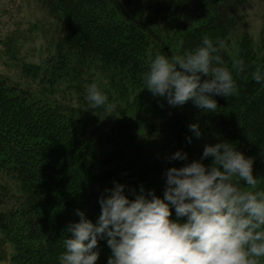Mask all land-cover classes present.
I'll return each mask as SVG.
<instances>
[{"label":"trees","instance_id":"16d2710c","mask_svg":"<svg viewBox=\"0 0 264 264\" xmlns=\"http://www.w3.org/2000/svg\"><path fill=\"white\" fill-rule=\"evenodd\" d=\"M252 1L41 0L57 24L55 43H48L54 52L46 80H69L85 99L98 79L108 104H122V116L107 112L108 104L95 110L86 101L76 106L35 100L0 79V261L58 264L63 237L71 235L65 228L79 221L76 210L95 223L98 198L113 181L137 190L142 184L163 197L164 183L151 186L167 168L186 163L165 156L177 145L189 149V107L204 135L223 137L246 156L264 159V86L253 78L264 70V44L256 46L246 28L235 37ZM203 35L222 42L226 67L234 71L244 60L246 72L234 71L237 95L214 97L216 111L205 112L191 101L172 108L144 89L142 77L157 52L182 55L200 45ZM141 110L148 113L144 123L127 117ZM97 249V263L107 264L112 253L106 240Z\"/></svg>","mask_w":264,"mask_h":264},{"label":"clouds","instance_id":"9594fccd","mask_svg":"<svg viewBox=\"0 0 264 264\" xmlns=\"http://www.w3.org/2000/svg\"><path fill=\"white\" fill-rule=\"evenodd\" d=\"M221 43L203 35L200 45L182 55L157 52L142 77L144 89L172 108L191 101L215 112L214 97L237 95L234 71L245 73L247 67L243 59L234 71L226 67ZM253 78L264 86V70ZM85 99L95 110L109 101L96 83L88 86ZM188 130V144L203 135L199 123H190ZM165 159L187 161L188 153L178 149ZM253 165L254 158L236 144L220 140L205 144L198 160L167 168L163 197L142 184L137 190L113 181L98 198L101 211L95 223L76 210L79 221L65 228L71 235L63 237L58 264H97L101 240L111 249L107 264H261L264 189L257 188Z\"/></svg>","mask_w":264,"mask_h":264},{"label":"rangeland","instance_id":"374dc122","mask_svg":"<svg viewBox=\"0 0 264 264\" xmlns=\"http://www.w3.org/2000/svg\"><path fill=\"white\" fill-rule=\"evenodd\" d=\"M246 23L240 25L235 32L239 37L245 28L249 31L256 46L264 44V2L253 0L251 6L246 10ZM57 24L52 15L45 11L41 0H0V79H4L8 85L27 90L33 99L41 101H65L74 105H80L86 101L76 96L75 84L62 78L47 81L51 71L48 57L54 52L48 43L54 44V34ZM243 33V32H242ZM233 42L229 47V53L234 56L231 49L236 48ZM47 71V72H46ZM101 75V73H99ZM97 75V78L100 75ZM98 82V79L94 83ZM86 97V96H85ZM122 104L117 101L108 104L106 110L111 114L122 116ZM148 113L141 110L139 115L129 113L127 117L133 122L144 123ZM188 121L199 123L196 112L192 108L187 109ZM191 135V133H190ZM226 140L223 137H211L202 135L199 139L193 138L188 144V160H198L202 155L204 145ZM183 149L184 145H177V149ZM205 164L211 162V158L203 161ZM254 174L257 175V188H264V159H254ZM164 183V177L152 188ZM242 186H244L242 184ZM246 187V186H245ZM13 251L12 248L10 249ZM263 262V260H261ZM0 264H12L10 260H2ZM98 264V263H97Z\"/></svg>","mask_w":264,"mask_h":264}]
</instances>
